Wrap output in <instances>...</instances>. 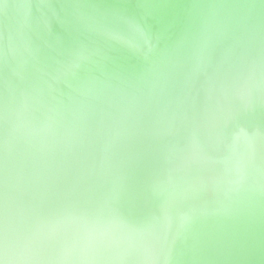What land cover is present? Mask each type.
Segmentation results:
<instances>
[{
  "label": "water",
  "instance_id": "obj_1",
  "mask_svg": "<svg viewBox=\"0 0 264 264\" xmlns=\"http://www.w3.org/2000/svg\"><path fill=\"white\" fill-rule=\"evenodd\" d=\"M0 264H264V0H0Z\"/></svg>",
  "mask_w": 264,
  "mask_h": 264
}]
</instances>
